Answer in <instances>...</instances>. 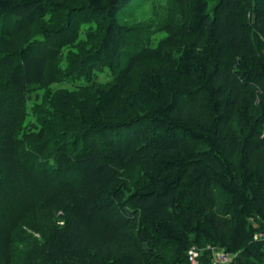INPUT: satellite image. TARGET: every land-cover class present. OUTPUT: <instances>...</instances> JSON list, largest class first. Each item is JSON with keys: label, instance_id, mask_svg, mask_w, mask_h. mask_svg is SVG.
Segmentation results:
<instances>
[{"label": "trees", "instance_id": "16d2710c", "mask_svg": "<svg viewBox=\"0 0 264 264\" xmlns=\"http://www.w3.org/2000/svg\"><path fill=\"white\" fill-rule=\"evenodd\" d=\"M134 1L0 0V264H264V0H170L140 72Z\"/></svg>", "mask_w": 264, "mask_h": 264}, {"label": "rangeland", "instance_id": "374dc122", "mask_svg": "<svg viewBox=\"0 0 264 264\" xmlns=\"http://www.w3.org/2000/svg\"><path fill=\"white\" fill-rule=\"evenodd\" d=\"M216 1L217 0H208L209 13L212 12V8L215 5ZM170 3H171L170 0H135L134 2H131L126 8L122 9V11H120L118 20L124 23V25L127 24V26L131 27L133 30L132 33L134 34L135 39L140 40L146 47L151 48V49H156L158 46H160V44L163 41L170 38V44L164 48V52L162 53V57H163L162 59L164 61L162 63L160 61H158L157 63L156 60L139 61L138 63L134 65V68H133V69H136V71L138 70V72L144 69L145 66L147 65L146 63H149V62H155V64L150 63V68L153 69L154 71L166 69L167 66L170 65L169 57L171 53V48L180 47L178 45L180 42L177 40V38H180L179 34L176 35L172 40V34L174 32L170 29V27H169V31H166V32H164L163 29H161L165 23L171 24V26L173 25L180 29L183 28V21L185 20L184 17H186L185 8L177 9L175 7H171ZM168 7H170L171 10L168 11L167 9ZM89 27H92V28L95 27L94 23L81 24L78 40L84 39L85 31ZM181 39H182V35H181ZM186 39H187L186 41H188L191 39V37H188ZM138 44H140V42H138ZM136 46L131 45L129 47L130 49H132L130 50L131 52L133 51L132 53H134ZM68 51H69V48H66V47L61 50L62 59H65ZM130 53H127V55ZM126 59L127 58L124 59L125 62H126ZM157 60H160V58H158ZM62 65L63 67H65V63H63ZM122 65L124 66L125 63H122ZM102 71L96 72V81L100 84H105L106 82L112 79L111 77L112 72L110 69L106 70V68L103 69ZM135 72H134V75H135ZM135 77H136L135 79L138 78L137 75H135ZM82 85H85V83L80 81V82H76L73 84H54L51 86V88L54 90V89L62 87L63 89H66V90H73L75 86H82ZM38 95L40 97L41 92H39ZM259 95L260 94L257 95L259 97V98L257 97V100H260ZM34 97L35 96L33 95L32 100L29 102V106H32L34 102ZM202 98L203 97H201V99ZM29 108L31 109V107ZM240 120H241L240 114L236 111L234 113L233 121H235L234 123H237V121H240ZM234 126H237V125L234 124ZM241 133H243L242 130H241ZM262 133L264 134V125L262 128Z\"/></svg>", "mask_w": 264, "mask_h": 264}, {"label": "built area", "instance_id": "2783aa9c", "mask_svg": "<svg viewBox=\"0 0 264 264\" xmlns=\"http://www.w3.org/2000/svg\"><path fill=\"white\" fill-rule=\"evenodd\" d=\"M253 241L264 242V229L260 232H256L253 235ZM201 250L197 247H191L187 251V259L189 264H200ZM204 250H208L211 254L210 264H231L234 254L225 251L223 249H217L210 244L204 247Z\"/></svg>", "mask_w": 264, "mask_h": 264}, {"label": "bare ground", "instance_id": "6f19581e", "mask_svg": "<svg viewBox=\"0 0 264 264\" xmlns=\"http://www.w3.org/2000/svg\"><path fill=\"white\" fill-rule=\"evenodd\" d=\"M207 5H208V4H207ZM109 13H110V11H109ZM114 13H115V15H117L116 12H115V10H114ZM208 13H209V12H208ZM209 14H210V13H209ZM115 15H114V16H115ZM81 16H82V15H81ZM112 17H113V16H112ZM115 18H116V17H115ZM115 21H116V20H115ZM116 22H117V21H116ZM117 24H118V23H117ZM123 24H124V23H123ZM121 26H123V25H121ZM126 26H127V24H126ZM65 36H66V35H65ZM115 36H116V35H115ZM120 38H121V37H120ZM122 38H123V37H122ZM122 38H121V39H122ZM64 40H65V38H64ZM66 40H67V39H66ZM112 40H113V39H112ZM67 42H68V41H67ZM116 42H117V41H116ZM109 43H110V42H109ZM119 44H120V43H119ZM126 45H127V44H126ZM118 46H119V45H118ZM120 47H121V46H120ZM127 47H128V46H127ZM131 48H132V47H131ZM137 48H138V47H137ZM137 48H136V51H137ZM140 48H142V47H140ZM115 49H116V48H115ZM121 49H122V48H121ZM126 49L132 50V49H130V48H126ZM124 50H125V49H124ZM129 50H126L125 52H126V53H129ZM139 50H141V49H139ZM127 51H128V52H127ZM132 52H133V51H132ZM132 52H131V53H132ZM131 53H130V54H131ZM120 54H121V53H120ZM120 54H118V55H120ZM135 55H136V54H135ZM125 57H126V56H125ZM118 58H119V57H118ZM105 64H106V63H105ZM134 64H135V63H134ZM104 66H105V65H104ZM132 67H133V66H132ZM133 68H134V67H133ZM106 70H107V68H106ZM102 72H103V71H102ZM106 72H107V71H106Z\"/></svg>", "mask_w": 264, "mask_h": 264}]
</instances>
